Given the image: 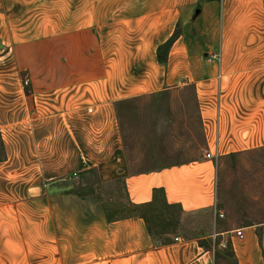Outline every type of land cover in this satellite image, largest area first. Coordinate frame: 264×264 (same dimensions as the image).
I'll return each instance as SVG.
<instances>
[{
  "label": "crops",
  "instance_id": "obj_1",
  "mask_svg": "<svg viewBox=\"0 0 264 264\" xmlns=\"http://www.w3.org/2000/svg\"><path fill=\"white\" fill-rule=\"evenodd\" d=\"M217 53L221 61L208 60ZM0 54L16 75L30 72L32 128L62 135L64 165L96 174L101 190L121 182L134 205L164 190L182 208L177 231L154 237L140 217L109 221L102 197L48 185L62 203L14 239L46 246L45 256L0 252V264H230L228 251L237 264H264V0H0ZM22 88L0 76V132ZM188 88L196 154L134 169L123 108L188 101L178 92Z\"/></svg>",
  "mask_w": 264,
  "mask_h": 264
},
{
  "label": "rangeland",
  "instance_id": "obj_2",
  "mask_svg": "<svg viewBox=\"0 0 264 264\" xmlns=\"http://www.w3.org/2000/svg\"><path fill=\"white\" fill-rule=\"evenodd\" d=\"M242 43L254 44L255 39L247 37ZM0 57H3L2 54ZM2 60L0 76L7 80L15 77L19 79L23 96L16 101L8 98L7 114L3 118L1 131L6 158L0 162V252H37L41 258L47 252L46 246L16 244L14 239L16 236H29L35 219L39 223L44 220V206L57 201L62 203L63 198L46 192V186L55 184L67 188L71 190L67 194L78 198H81L80 194L88 192L86 188L92 186L95 195L90 197L104 198L110 208L126 204V194L122 184L101 190L96 174L83 176L72 166L64 165L62 158L58 159L63 152L62 135L48 133L42 122L38 123L39 130L32 128V125H36V118L33 114L30 72L22 71L16 75L18 70H14V65ZM178 92L187 95L189 100L155 97L130 103L123 108L127 113L125 119L132 127L129 134L131 148L128 151L134 169H152L177 163L191 159L196 154L200 143L199 124L194 116L189 115L190 109H194L190 101L193 90L188 88ZM65 199L67 201L63 203L73 201Z\"/></svg>",
  "mask_w": 264,
  "mask_h": 264
},
{
  "label": "trees",
  "instance_id": "obj_3",
  "mask_svg": "<svg viewBox=\"0 0 264 264\" xmlns=\"http://www.w3.org/2000/svg\"><path fill=\"white\" fill-rule=\"evenodd\" d=\"M178 34L159 50L160 62L166 63L170 49L176 41ZM6 158V148L0 132V162ZM118 184H122L118 182ZM86 194H80V197H90L95 195V188L89 187L85 189ZM126 193V192H125ZM101 199V197H97ZM127 198V194H126ZM128 200V199H127ZM106 217L109 221L122 220L133 217H140L144 219L148 225V229L152 236H162L170 232H176L179 226V221L182 215V208L178 205H171L166 199L164 190H156L154 193V201L151 204L138 206L130 201L126 204H119L118 208H110L108 202L104 204ZM227 257L230 258V264H237L234 260V254L231 251L227 252Z\"/></svg>",
  "mask_w": 264,
  "mask_h": 264
},
{
  "label": "built area",
  "instance_id": "obj_4",
  "mask_svg": "<svg viewBox=\"0 0 264 264\" xmlns=\"http://www.w3.org/2000/svg\"><path fill=\"white\" fill-rule=\"evenodd\" d=\"M209 61H221V53H217V54H211L208 58ZM206 157L208 159H213V156L212 154H207ZM76 177H77V174H76ZM237 235L241 238H243V234L241 231H239L237 233ZM177 241H179V239H176ZM223 247H226V245H224Z\"/></svg>",
  "mask_w": 264,
  "mask_h": 264
}]
</instances>
